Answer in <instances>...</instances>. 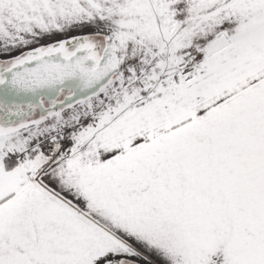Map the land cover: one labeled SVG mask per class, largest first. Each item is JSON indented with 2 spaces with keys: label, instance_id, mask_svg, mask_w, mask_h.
Here are the masks:
<instances>
[{
  "label": "snow or ice",
  "instance_id": "6c2138e0",
  "mask_svg": "<svg viewBox=\"0 0 264 264\" xmlns=\"http://www.w3.org/2000/svg\"><path fill=\"white\" fill-rule=\"evenodd\" d=\"M0 264H264V0H0Z\"/></svg>",
  "mask_w": 264,
  "mask_h": 264
}]
</instances>
